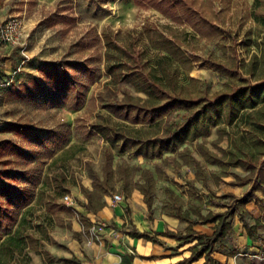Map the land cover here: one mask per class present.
Here are the masks:
<instances>
[{
  "label": "rangeland",
  "instance_id": "374dc122",
  "mask_svg": "<svg viewBox=\"0 0 264 264\" xmlns=\"http://www.w3.org/2000/svg\"><path fill=\"white\" fill-rule=\"evenodd\" d=\"M195 1L215 20L221 32L229 30L234 39L223 40L202 25L197 32L187 21L177 22L153 7L136 4L135 0H0V25L16 18L24 28L21 45L12 46L0 39V140L11 139L25 151L24 155L9 151L0 156V168L9 160L12 173L21 176L16 181L9 174L4 183L23 189L30 197L25 205L20 206L21 200L9 205V199L0 192V242L14 236L8 243L10 253L0 255V264H85L84 259L70 251L66 236L73 215V207L62 198L69 194L68 190L49 182L46 187L41 186L53 150L57 155L52 167L76 172L81 180L79 175L85 162L100 167L108 152L112 154V164L138 167L135 178L142 169L156 164L161 170L168 164H185L200 178L207 173L214 177L212 172L218 174L220 169L204 167L207 162L197 152L196 143L203 142L220 157L228 149L238 155L255 149L247 137L250 127L245 124L244 113L251 112V120L264 124V104L241 110L231 123L223 120L205 136L182 145L199 161L198 166L183 163L176 154L167 152L158 160L135 155L133 149L118 153L91 127L93 123L106 122L109 112L102 108L101 97L116 88L104 69L105 33L120 44L135 43L138 50L144 51L147 67L156 76H161L158 56L166 53L153 48L151 40L156 36L175 38L193 62L191 70L180 69L178 75L179 83L186 85L192 95L230 90L240 85L238 76L248 78L250 84L264 76V66L260 65L254 74H249L252 56L260 55L264 38V29L255 20V16L264 14V0ZM95 35L96 41L91 39ZM83 39L93 46L83 50L79 46ZM86 58H90L88 64L94 71L93 80L88 74L78 75L80 82L89 83L86 88L78 83L61 90L45 81L42 68ZM206 59L235 69L237 75L230 77L205 65ZM36 80L39 82L35 84ZM120 97L118 92L117 98ZM183 112L174 111L171 122L181 123ZM10 122L25 124L27 129L17 135ZM252 129L264 138V131Z\"/></svg>",
  "mask_w": 264,
  "mask_h": 264
},
{
  "label": "trees",
  "instance_id": "16d2710c",
  "mask_svg": "<svg viewBox=\"0 0 264 264\" xmlns=\"http://www.w3.org/2000/svg\"><path fill=\"white\" fill-rule=\"evenodd\" d=\"M135 3L140 6L153 7L177 22L187 21L196 28L197 32L199 31L198 26L202 25L214 34L220 35L223 40L234 39L229 30L221 32L215 20L209 17L195 0H135ZM255 20L264 29V14L255 16ZM91 39L96 41L98 38L95 35ZM103 42L104 69L116 88L108 90V93L101 97L102 108L109 112V115L105 117L106 122L93 123L91 127L118 153L133 149L135 155L154 159L160 158L164 152H170L181 158L183 163H193L198 166L199 161L186 146L180 149L183 144L205 136L212 126L218 125L223 120L231 123L241 110L254 109L258 105L264 104V76L254 84H250L248 78L238 76L241 81L240 85L234 86L230 90L216 91L212 94L204 93L198 96L192 95L187 90L186 85L179 83L178 75L180 69L191 70L193 62L175 38L156 36L151 40L153 48L166 53V55L159 54L158 56L161 76H156L148 69V61L144 57L145 53L138 50L135 43L120 44L115 39L108 38L106 33L103 35ZM79 46H82L83 50H87L93 46V43L88 44L83 39ZM252 57L253 66L249 70L251 75L254 74L258 65L264 66V38L260 45V55L255 54ZM89 59L86 58L83 61L66 60L62 63L46 66L41 71L45 81H50L61 90L64 86L74 87L78 83L86 88L89 83L80 82L78 75L88 74L90 80H93L94 71L88 64ZM204 61L205 65L230 77L237 75L235 69L227 67L219 61L214 59ZM38 82L39 80H36L35 84ZM118 92L121 94L120 98H117ZM77 99H81V96H78ZM179 110L184 111L181 116V123L171 122L173 112ZM112 119L125 124H119ZM244 121L250 127L246 133L250 144L255 149L239 152L240 155L228 149L224 152L223 157H220L208 150L203 142L196 143L195 147L205 162L220 167V174H227V169L233 165H240L248 170V173L242 178L235 176L237 180L252 181L250 189L242 198L243 201H246L255 197L254 192L256 190H261L264 193V138L252 129L264 131V124L251 120V112L244 113ZM10 125L17 135L27 129L25 124L10 122ZM59 146L60 144L56 145V148ZM9 151L25 154V151L11 139L0 140V156L7 155ZM54 153L55 150L50 152L49 157ZM7 161L3 168H0L1 196L9 199V205H14L17 200H21L20 206L25 205L29 202L30 197L25 194L23 189L17 188L9 182L4 183V178L8 177L9 174H12L11 179L16 181L21 176V174L12 173L9 166L10 162ZM173 161L177 163L175 158ZM86 169L89 178L92 180V190L81 186V191L87 199V203L84 205L86 211L94 212L100 209L103 206L102 198L115 190V183L118 180H122L120 188L125 192L130 189L127 186L129 183L131 188H137L150 210L154 198L155 178L149 170L142 169L136 181H133L135 172L139 168L122 163L117 165L115 177L112 168V154L109 152L106 154L103 165L102 178L91 168L88 162ZM155 170L159 178L158 164L155 165ZM63 179V177L55 176L53 181L59 186ZM230 197L234 196L230 194ZM172 200V214L179 219L188 220L190 225L184 235L174 232H169V234L178 239H183V241L196 240L195 244L199 245L181 263H191L200 257H204L206 263L216 264L211 253L216 241L228 233L230 229L228 219L234 215L235 208L228 206L223 212L215 214L209 212L203 215L197 206L182 211V202L177 196H172ZM190 212L196 214L202 222L215 223L213 233L211 235H194L192 230L194 221L189 218ZM80 221L83 220L80 218ZM244 227L248 234H251L252 230L255 229L254 226H248L246 223H244ZM132 235L146 236L137 232H133ZM13 238L14 236H7L0 242V255L3 252L10 253L8 243Z\"/></svg>",
  "mask_w": 264,
  "mask_h": 264
},
{
  "label": "crops",
  "instance_id": "0c3cea01",
  "mask_svg": "<svg viewBox=\"0 0 264 264\" xmlns=\"http://www.w3.org/2000/svg\"><path fill=\"white\" fill-rule=\"evenodd\" d=\"M56 155L55 151L44 175L46 182L43 179L41 186L46 187L49 182L56 187H64L77 200V205L71 209L73 215L66 236L69 238L70 251L76 257L84 259L85 264H210L205 262L204 257L191 263H181L199 245L195 244L196 240L183 241L169 234L174 232L184 235L190 225L188 220L179 219L172 214V196L180 199L182 211L197 206L201 214L206 215L209 212H223L228 206L235 208L234 215L228 219V233L216 241L211 253L216 264H264V193L256 190L255 197L242 200L252 181L236 179L235 176L242 178L248 173L240 165L230 166L225 175L213 171L214 177L207 173L200 178H197L195 170H190L185 164H168L163 170L159 168V178L155 166L147 167L145 169L155 178L150 210L137 188H131L129 183L127 186L130 189L125 192L120 188L122 180H118L115 190L102 198L103 206L92 212L84 209L87 199L81 191V186L92 190L86 162L85 169H81L79 175L81 180H78L76 172H68L63 167H52ZM155 159L160 158L153 160ZM103 165L91 166L101 178ZM217 166L206 163L204 167L208 170L220 169ZM116 167V164H112L115 177ZM55 176L64 178L61 185L55 184ZM136 179L134 177L133 181ZM117 191H120L123 198L119 202H113L112 194L118 193ZM230 194L234 197H230ZM52 211L53 209L50 212ZM189 218L194 221V235L213 233L215 223L202 222L191 212ZM97 223L102 224L103 228L92 238L91 227ZM244 223L255 227L251 234L247 233ZM133 232L146 236H134Z\"/></svg>",
  "mask_w": 264,
  "mask_h": 264
},
{
  "label": "built area",
  "instance_id": "2783aa9c",
  "mask_svg": "<svg viewBox=\"0 0 264 264\" xmlns=\"http://www.w3.org/2000/svg\"><path fill=\"white\" fill-rule=\"evenodd\" d=\"M24 38V28L22 23L16 18H10L0 25V39L6 44L17 46L21 45ZM63 201L67 206L74 207L77 205V200L70 194H65ZM120 193L112 194L113 202H119L122 200ZM103 228V225L97 223L91 227V237L95 238L97 232Z\"/></svg>",
  "mask_w": 264,
  "mask_h": 264
}]
</instances>
